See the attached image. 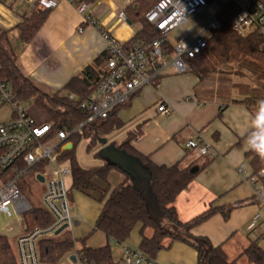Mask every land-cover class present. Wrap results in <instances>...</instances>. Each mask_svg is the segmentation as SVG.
I'll use <instances>...</instances> for the list:
<instances>
[{"label":"crops","instance_id":"0c3cea01","mask_svg":"<svg viewBox=\"0 0 264 264\" xmlns=\"http://www.w3.org/2000/svg\"><path fill=\"white\" fill-rule=\"evenodd\" d=\"M52 3L40 29L30 41L25 42L20 40L16 26L37 9L33 10L27 0H0V29L7 30L22 74L44 93L60 91L65 94L62 87L72 77L79 76L87 65H94L98 59L96 68H103L105 41L99 29L125 44L134 36L137 26L118 17V12L129 4L126 0H84L80 2L85 4L82 13L76 8V0L74 3L52 0ZM84 16H89L95 24L84 22ZM197 82L198 78L190 71H168L153 83L140 87L117 111L123 126L110 134L121 132L120 140L109 142L107 139V143L119 144L132 133L130 147L153 164L197 167L191 182L174 202L179 219L188 221L211 207H222L227 215L215 212L194 225L190 233L207 237L213 245L221 243L225 251L232 246L234 253L241 252L252 240L264 249V228L253 222L257 213L264 217V204L255 202L253 186L247 180L251 169L246 158L249 150L247 139L253 131L251 121L258 108L240 103L222 105L217 100L199 101L194 94ZM162 102L170 108L169 113L157 110ZM190 140L207 146L213 155H200L188 148L186 143ZM68 144L70 148L65 151L72 148L71 141L64 147ZM97 147L99 150L100 146ZM101 161L103 164L104 160ZM241 164L243 170L239 169ZM111 177L113 179H109ZM124 178V174L111 170L108 177L110 186L113 185L111 188ZM67 185L75 219V224L68 231L76 245L81 240L91 247L109 243L115 261L124 264L121 262L122 247L138 248L140 224L133 227L124 243L108 240L102 232L92 230L102 203L70 189L71 175ZM74 227L79 228V236L75 238L72 235ZM22 230H25V225L21 226L15 218L11 224L1 228L0 233L6 231L12 235L15 244ZM150 232V229L144 230L147 235ZM93 237L95 239L91 241ZM76 245L55 264H66L64 259L78 264L73 255ZM113 250H118L117 258ZM155 261L158 264H196L197 252L185 242L175 240L168 249L157 253Z\"/></svg>","mask_w":264,"mask_h":264},{"label":"trees","instance_id":"16d2710c","mask_svg":"<svg viewBox=\"0 0 264 264\" xmlns=\"http://www.w3.org/2000/svg\"><path fill=\"white\" fill-rule=\"evenodd\" d=\"M82 1L84 0H76L77 3ZM156 1L135 0L133 4L125 7L127 20L137 26L134 36L123 44L125 50L134 44L145 47L159 36L154 26L145 19V13ZM49 9L38 8L28 19L17 24L21 41L27 42L34 37ZM237 11L238 7L233 2L221 10L218 15L220 26L213 32L206 47L194 57L186 59L188 71L198 78L194 94L199 101L217 100L222 105L240 103L259 109L260 102L264 101V38L257 32L242 37L232 30L229 21ZM169 46L167 44V47ZM106 58L105 53L102 61ZM98 61L96 59L94 65H87L79 76L69 79L62 87L65 94L60 91L47 94L22 74L17 66L7 30L0 29V80L10 85L21 103L32 102L46 113L44 123L51 124L50 135L59 130L72 131L85 118L86 113L78 108L77 102L87 98L102 79L104 72L103 69L96 68L99 65ZM69 94L76 96L78 101L68 99ZM120 107L112 109L103 119L96 118L86 123L81 129V134L71 133L68 138L72 142V148L63 151L60 157V160L68 161L70 166V189L85 193L102 203L92 230L102 232L108 240L124 243L133 227L140 224L141 239L138 249L152 259H155L159 251L168 249L173 241L179 240L196 250V264H237V258L241 255L250 264H264V249L256 240L249 241L239 255L229 259L221 243L213 245L207 237L192 235L190 229L194 225L218 211L226 216L227 211L222 207H211L188 221H181L174 202L187 188L195 172H190L191 167H180L178 164L170 166L153 164L130 147L129 141L134 134L129 133L115 146L137 158L148 170V189L143 186L144 180L134 181L116 165L106 161L89 168L77 163L74 147L80 139L88 140L86 148L90 150L99 146L98 138L105 137L123 126V122L117 116ZM95 156L100 158L98 151ZM246 158L251 169L250 175L263 172L257 179L262 192L260 195L255 194L254 197L256 203L264 204V160L251 149L247 151ZM38 168L39 165H36L26 172L33 175ZM111 170L125 176L124 180L113 188L108 181ZM148 197L152 198L155 209L160 214L159 224L156 223L148 204ZM23 221L27 231L34 227L45 229L52 223L53 218L43 207H33L32 211L24 215ZM145 229H150L149 235L144 233ZM75 245L76 241L68 230L44 235L37 242L40 258L48 264H55ZM76 253L78 264H118L113 258L109 243L91 247L81 240L76 245ZM0 264H18L11 243L3 234H0Z\"/></svg>","mask_w":264,"mask_h":264},{"label":"built area","instance_id":"2783aa9c","mask_svg":"<svg viewBox=\"0 0 264 264\" xmlns=\"http://www.w3.org/2000/svg\"><path fill=\"white\" fill-rule=\"evenodd\" d=\"M75 2V0H69ZM133 4L135 0H126ZM33 10L51 8L52 0H27ZM235 3L237 13L230 19L229 25L240 36L245 37L257 32L264 38V0H157L145 13V19L158 31L159 36L145 47L134 44L125 50L123 44L111 34L99 29L105 41V59L103 77L85 99L79 100L73 94L68 99L77 102L86 116L72 130H59L50 135V123L36 122L22 107L10 85L0 80V109L8 107L7 118L0 121V215L12 214L21 226L23 217L33 210L32 205L22 195L16 184L21 175L39 165L33 176L43 177L44 186L41 195L42 207L50 213L52 223L45 229L34 227L20 233L15 240V254L18 264H48L41 260L37 248L38 240L44 235H53L63 224V230H70L75 224L72 207L68 199L67 179L70 178L68 161L60 160L69 135L81 134L82 127L94 119H103L117 106L124 105L130 96L140 87L153 83L168 71L185 73L189 70L186 59L194 57L206 47L213 32L219 28L218 15L229 3ZM79 13L85 4H75ZM118 17L126 20L124 10ZM189 19L201 24L200 30L191 38L179 37L170 41L168 35ZM84 22L95 24L89 16ZM167 44L170 46L167 47ZM264 44V42H263ZM157 110L167 114L170 108L162 102ZM188 148L200 155H213L205 145L190 140ZM243 164L239 169L243 170ZM258 175L248 177L256 195L261 194L257 183ZM253 222L264 228V217L257 213ZM76 260L77 253H73ZM121 262L124 264H158L138 248L127 245L122 247Z\"/></svg>","mask_w":264,"mask_h":264},{"label":"rangeland","instance_id":"374dc122","mask_svg":"<svg viewBox=\"0 0 264 264\" xmlns=\"http://www.w3.org/2000/svg\"><path fill=\"white\" fill-rule=\"evenodd\" d=\"M201 28V24H198L195 20L189 19L187 22L182 24L177 29L173 30L169 35V39L171 41L176 40L179 37H186L191 38L195 33H197ZM24 110L38 123H42L46 120L47 115L43 110H40L36 107V105L32 102H22L21 103ZM9 112L8 107H3L0 109V121L7 118V114ZM109 142H118L121 138V132H113L112 134H108L105 136ZM87 139H80L74 147V157L77 161V163L80 166H83L85 168L97 166L102 163L101 159L95 156L96 151H98V147H95L93 149L87 150ZM113 179V177L109 178ZM16 184L19 187L22 195L28 200V202L32 205V207H40L41 204V195L43 191V184L36 180L35 176H33L31 173L26 172L21 177L16 180ZM113 186V185H111ZM28 214V213H26ZM25 214V215H26ZM15 220V216H6V215H0V229L4 228L7 224H11ZM79 228L74 227L72 231L73 237H77ZM90 231V229L88 230ZM23 232V230H22ZM1 234V233H0ZM4 235H7L11 246L15 252V244H14V237L12 235H8V233L5 231L3 233ZM93 241L95 237L91 238ZM117 247V246H116ZM227 254L229 256V259L235 258L237 255L240 254L238 251L237 253H234L232 246L229 248H226ZM118 251V250H117ZM117 251L113 250L114 257L117 258L116 254ZM64 263L66 264H74L73 262H68L64 259ZM237 264H250L247 259L244 256H239L237 258Z\"/></svg>","mask_w":264,"mask_h":264},{"label":"water","instance_id":"95a60500","mask_svg":"<svg viewBox=\"0 0 264 264\" xmlns=\"http://www.w3.org/2000/svg\"><path fill=\"white\" fill-rule=\"evenodd\" d=\"M98 144L100 146V149L98 150V154L101 159L104 161L116 165L122 172L128 174L131 179H134V181H142L144 180V187L148 189L147 183L149 178V172L148 170L139 162V160L133 156L128 155L123 150H120L116 148L114 143H107V138L102 137L98 138ZM70 148V145H66L64 149ZM197 167H192L190 169L191 173L196 172ZM35 178L43 182V177L39 174H36ZM143 182V181H142ZM148 204L153 211V216L155 218V221L157 224H159V216L160 214L157 213L155 209V204L152 198L148 197ZM66 227L65 224L60 226L57 230H55L54 234H58Z\"/></svg>","mask_w":264,"mask_h":264},{"label":"clouds","instance_id":"9594fccd","mask_svg":"<svg viewBox=\"0 0 264 264\" xmlns=\"http://www.w3.org/2000/svg\"><path fill=\"white\" fill-rule=\"evenodd\" d=\"M254 129L247 139V147L255 151L261 160H264V101L260 102L259 109L251 121Z\"/></svg>","mask_w":264,"mask_h":264}]
</instances>
